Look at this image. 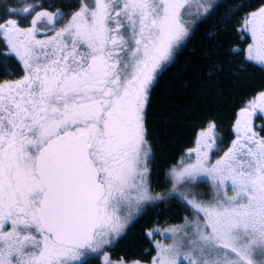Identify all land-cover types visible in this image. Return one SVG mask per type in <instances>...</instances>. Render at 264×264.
<instances>
[{
  "label": "snow or ice",
  "instance_id": "snow-or-ice-1",
  "mask_svg": "<svg viewBox=\"0 0 264 264\" xmlns=\"http://www.w3.org/2000/svg\"><path fill=\"white\" fill-rule=\"evenodd\" d=\"M36 7L8 10L34 12L28 26L0 19V56L23 72L0 82V264H91L100 255L112 264L106 246L143 204L162 199L148 181L150 91L188 37L193 7L206 14L212 5L80 0L59 29L62 13ZM241 30L245 58L264 65V0ZM254 118L264 119V92L239 112L223 156L210 158V123L189 151L195 160L171 169L194 218L164 229L172 243L156 242L152 264H264V136ZM198 180L210 184L209 199L191 190Z\"/></svg>",
  "mask_w": 264,
  "mask_h": 264
},
{
  "label": "trees",
  "instance_id": "trees-1",
  "mask_svg": "<svg viewBox=\"0 0 264 264\" xmlns=\"http://www.w3.org/2000/svg\"><path fill=\"white\" fill-rule=\"evenodd\" d=\"M12 2L0 0V19L10 17L7 7ZM42 3L43 8L62 13L63 19L80 6V0ZM261 3L262 0H214L209 12L197 17L189 28L188 37L173 59L158 73L150 91L146 127L151 145V181L155 194L164 197L146 207L109 248L113 258L149 260L152 246L147 231L153 223H177L183 209L192 211L184 200L169 194L168 171L179 163L185 150L195 145L199 132L210 123L219 136L218 150L223 151L235 137L234 124L241 107L264 92V65L245 58L250 39L241 30L244 16ZM28 17L17 20L24 24ZM21 73L15 59L0 56V82ZM255 122L258 133L264 136L260 131L264 119L255 118ZM91 264L101 262L93 257Z\"/></svg>",
  "mask_w": 264,
  "mask_h": 264
},
{
  "label": "rangeland",
  "instance_id": "rangeland-1",
  "mask_svg": "<svg viewBox=\"0 0 264 264\" xmlns=\"http://www.w3.org/2000/svg\"><path fill=\"white\" fill-rule=\"evenodd\" d=\"M214 0H202V2L204 3H208V4H212ZM27 4H36V5H40L42 7H36L35 11H41V10H46V11H49V12H58V11H54L53 9L49 10L48 8H43V3H42V0H13L12 4H10L8 7H7V12L9 14V9H16V10H19L21 8H23L24 6H26ZM80 7V6H79ZM79 9V8H78ZM77 9V10H78ZM76 10V11H77ZM75 12V11H74ZM73 12V13H74ZM71 13L70 16H67L66 18H58V22L56 24V27L57 29H59L60 27H63L65 23H67L68 19L71 17V15L73 14ZM203 9H200L199 11H197V9L195 7H193L192 9V14L190 16H187L186 17V20L188 21L187 23V27L188 29L192 26V24L194 23V21L196 20L197 17L199 16H202L203 15ZM35 13L33 12L32 15H34ZM32 15H29L28 17V20L26 23L24 24H21V26H28L30 24V21H31V18H32ZM17 17L19 16H10L9 18H13V19H17ZM42 28L44 27L43 24L40 25ZM52 33H49V35H51ZM38 38H43V36H40ZM250 43V42H249ZM23 75V72L17 76L16 78H12L11 80H15V79H18L20 78L21 76ZM3 82V81H2ZM258 95V94H257ZM257 95L253 96L252 98H250L249 100H247L243 107H241L242 109L246 107L247 103L251 100H253L255 97H257ZM241 111V109L239 110V112ZM238 112V114H239ZM238 119V115H237V118L236 120ZM235 120V122H236ZM235 126V124H234ZM256 126H257V123L255 122V118L253 119V127H254V130L257 131L256 129ZM258 132V131H257ZM214 137L216 139V141H218L219 139V136L218 134H214ZM198 138V137H197ZM236 139V134H235V137L231 140V142L229 143V145L223 149V151L219 152L218 150V147L217 145H215V149L214 151L210 152L209 155H210V158L212 159V161L214 162L216 159H219L221 156H223L224 152L228 150L229 147H231L232 145V142L233 140ZM196 148V143L194 146L191 147V149H188V150H185L182 157L180 158L179 160V163L175 166H179L180 162L183 161L184 163H189V162H193L195 160V153L192 152L191 155H189V151L192 150V149H195ZM173 168V167H172ZM171 168V169H172ZM148 169H149V172H148V181H149V185H150V191L152 193L153 196H157L154 192V185L151 181V164H150V159L148 161ZM171 169L168 171V174H167V179H168V184L170 185V190H169V194L170 195H174L178 198V200L182 199V196L180 194V192H173L172 190V179L170 177V171ZM201 184V185H200ZM191 187V190L194 191V192H197V193H201V194H204L202 195V199H209V196L207 195L208 193L211 192V188H210V184L203 181V180H198L196 181L193 185L190 186ZM181 191H183V189H181ZM159 196V195H158ZM162 198L164 197L163 195L161 196ZM155 201H158V200H155ZM164 201H167V200H162V202ZM154 202V201H152ZM152 202H147L145 204H143L139 210V212L137 213H134L133 215V218L131 220V222L129 223L128 227L125 229V231L121 234V236H119L118 238L122 237L126 231L128 230V228L130 227V225H132L138 218L139 216L141 215V213L143 211H145L146 207H148L149 205H151ZM187 209H189V206L187 207ZM191 209V208H190ZM189 209V210H190ZM189 215V216H188ZM182 218V220H181ZM193 219L194 216H193V211H187L185 212L184 209H183V212L180 214V219H179V222L177 223H164L162 225H159V224H155L156 222L153 223L151 229H148L147 233L149 232H152L154 233L153 235L149 236L148 235V238L150 239L151 241V246H152V249L150 248L151 250V256L149 258L148 261H141V260H132V261H125L123 260L122 258L120 259H115L111 256V253L109 251V248L115 244V242L118 240V238H115L113 240V243L111 245H108L106 246V248L104 249V252L107 254V256L110 258L112 264H119V262L121 260L125 261V264H133V262L135 261H139L140 264H152V259L153 257L156 256L157 254V250H156V242L159 241L163 244H166V245H170L172 243V239L170 237V234H162L164 232V229L166 228H172V227H176V226H180V225H183L184 222H185V219ZM157 229H159V231H156ZM102 264L103 262V259H104V256L103 255H100L99 258H98Z\"/></svg>",
  "mask_w": 264,
  "mask_h": 264
}]
</instances>
